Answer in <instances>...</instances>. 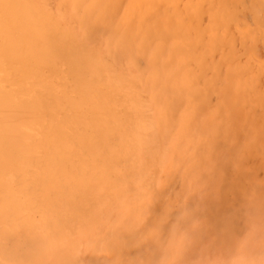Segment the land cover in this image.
<instances>
[{
  "label": "bare ground",
  "instance_id": "6f19581e",
  "mask_svg": "<svg viewBox=\"0 0 264 264\" xmlns=\"http://www.w3.org/2000/svg\"><path fill=\"white\" fill-rule=\"evenodd\" d=\"M58 2L66 20L46 0H0V264H62L60 254L77 248L76 238L108 212L119 216H112L121 230L118 257L134 259L141 248L153 256L170 214L181 218L177 229L189 222L192 212L173 208L181 191L191 185L194 196L214 195V179L202 189L207 162L215 175L226 164L221 181L234 176L245 209L258 219L264 183L247 163L264 170V111L255 112L264 67L252 66L249 43L264 38L255 20L264 0ZM244 11L254 27L241 19L236 25L245 28L232 31ZM79 19L82 35L68 26ZM98 32L108 52L93 45ZM214 84L224 94L214 105L218 115L198 123ZM166 151H175L169 170ZM146 199L152 205L137 202ZM128 204L151 214L150 231L134 224L138 211Z\"/></svg>",
  "mask_w": 264,
  "mask_h": 264
},
{
  "label": "rangeland",
  "instance_id": "374dc122",
  "mask_svg": "<svg viewBox=\"0 0 264 264\" xmlns=\"http://www.w3.org/2000/svg\"><path fill=\"white\" fill-rule=\"evenodd\" d=\"M46 1L51 11L56 13L60 19L66 20L68 16L64 11L67 10L64 7H58V0ZM183 2H185V0H183ZM249 13L248 11L247 13L246 11L238 12V17L235 18L231 30L241 31L245 28L243 24L236 25L241 19H244L243 23L251 20L253 22V27L256 21L264 25L263 13L256 17V21ZM208 20V17L204 16L202 18V23L206 24ZM246 24L249 25L248 23ZM68 26L77 32L78 35L83 34L82 22L80 19L69 20ZM248 29L251 30L252 28ZM255 42L253 43L254 45L256 44L257 46L260 43V46L258 45L259 47H256L251 44V42L249 43L252 47V50H249V58L252 61L253 67H264V38L259 37ZM93 45L99 47L103 52H108L110 50L103 32L95 33ZM241 50L242 53L245 51V48L241 47ZM242 59L244 60L243 57ZM239 60L242 62L241 58H239ZM130 63V57H126L122 60V65L128 67V69L130 68ZM248 70H250L249 66L246 71ZM222 71H224L223 67L212 75V81L209 86L216 81L217 74ZM129 72L133 74L131 70ZM244 77L248 80L252 75L245 73ZM256 81L259 83V87L263 88L262 92L258 90L261 94L259 98H256L255 102L257 107L255 112L259 113L264 111V72L261 75L258 73ZM147 82L148 80L146 77L141 79L137 83V88L144 89ZM225 83L229 84L231 81H226ZM212 88L216 89L217 85L214 84ZM217 89L218 90H215V94H213L210 100L211 107L199 114L197 118L199 121L198 123L202 121L207 122L218 115L214 105L218 101H222L221 99L224 98V94L219 91V88ZM254 95H256V90L253 88L248 90L247 96L251 98L249 101L255 98L253 97ZM249 115L252 116V113H249ZM231 126L234 128L235 125L233 124ZM226 130L229 129L226 128ZM214 138L221 137L219 135ZM254 141L255 140H251L252 143ZM174 153L175 151H166L162 155V164L167 170L170 169V164L175 159ZM207 155L209 154L207 153ZM204 156H206V153ZM210 164L207 162L204 166L207 180L202 183V189L214 187L213 182L211 183L214 179L217 183V189L214 195L211 197L206 195L194 196L195 193H193L191 185L187 186L184 191H181L182 193L185 192L183 201L181 205L174 204L173 208L174 211L182 213L183 216L192 212L188 216L189 222L185 227L177 229L175 224L179 223L181 218L177 220L176 214L174 217L170 214L169 222L165 228L166 232H164L163 247L157 248L153 256L148 257L147 254L142 252L143 249L141 248L137 251L138 255L134 256V259L128 260L125 259V256L118 257L117 253L113 250V244L121 233L118 227H116V229L114 228L115 223L118 225V220L114 219V217L119 216L117 212L113 214L108 212L102 214L100 218L89 227V230L87 229L83 232L84 234L81 237L76 238L75 242L77 248L72 250L68 249L60 254L62 264H264V194L262 197L258 198V201L262 202V208L258 210V215L260 216L258 219H255L248 214V211L244 207V200L240 197L242 193L240 192L241 187L237 180L234 179V176L230 179L221 181L222 178H220L219 173L223 170V167H226V164H223L218 175L213 174L212 171L214 162H210ZM259 166L260 165H257V163L254 165L253 161L247 163L248 170H252L257 180L264 183V170ZM180 181L179 179V181L176 182L178 186ZM210 199L211 203L209 202ZM207 201L210 204L206 203ZM212 201L214 202L212 203ZM137 202L144 205V207H148L153 203L152 200L150 201L148 199ZM256 203L252 202L250 208H255L256 205H258ZM126 208L130 209L133 213L136 212L137 208L138 215L134 224H142L145 231H150L148 221H150L151 214L149 215L148 211L144 208L137 207L135 204H128ZM209 213L217 215L213 221L206 220ZM213 229L219 232L218 236L213 237ZM221 232H225V234L221 235Z\"/></svg>",
  "mask_w": 264,
  "mask_h": 264
}]
</instances>
